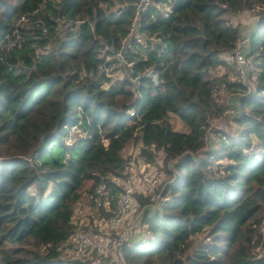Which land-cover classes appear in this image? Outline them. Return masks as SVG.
<instances>
[{
	"label": "trees",
	"instance_id": "obj_1",
	"mask_svg": "<svg viewBox=\"0 0 264 264\" xmlns=\"http://www.w3.org/2000/svg\"><path fill=\"white\" fill-rule=\"evenodd\" d=\"M159 1L171 10L142 13L144 47L131 34L138 0H0V264H99L67 259L59 246L98 184L116 197L131 140L147 161L162 151L181 174L168 184L175 199L145 213L153 241L125 246L128 264H264V0ZM247 9L258 16L249 52L261 71L255 90L238 97L239 134L217 127L226 138L205 149L226 106L215 92L226 76L214 70L234 68L223 53L243 32L233 16ZM119 53L131 77L153 67L160 83L114 80L100 65ZM240 85L229 82L230 91ZM171 113L188 129H176ZM80 120L86 135L67 144ZM253 144L257 152L246 153Z\"/></svg>",
	"mask_w": 264,
	"mask_h": 264
},
{
	"label": "built area",
	"instance_id": "obj_2",
	"mask_svg": "<svg viewBox=\"0 0 264 264\" xmlns=\"http://www.w3.org/2000/svg\"><path fill=\"white\" fill-rule=\"evenodd\" d=\"M152 5H158L157 1L138 0L137 14L131 26L132 37L144 47H147L149 38L139 31L140 18L142 13ZM160 5L159 8H162L164 12L171 10L170 4H166L164 8L163 4ZM28 18L27 13L21 16V20ZM150 39L152 40V37ZM250 45V31L242 32L230 53V62H234V68L226 71L227 78L220 82L215 91L218 101L226 104L223 114L210 122L208 131L215 140L226 138V135L224 133L218 135L214 129L224 127L229 118L242 112L238 107V97L255 90L256 83L252 76H257L260 70L254 54L249 52ZM119 55L123 54L119 53ZM108 57L110 56H107V59ZM100 68L108 75H112L109 72L111 70L109 66L101 64ZM144 75L148 76L154 84L160 83L159 72L151 67L134 77L135 81H133L136 85L140 83V77ZM231 81L241 84L236 91H230L229 82ZM245 111V114H250L249 110ZM130 112L134 115L135 109L133 108ZM85 135L86 132L79 127V124H74L66 134V143L73 144ZM104 140L106 143L107 139ZM134 144H137V147H134ZM142 146L141 142L136 143L135 140H131L124 147V155L127 158L125 175L113 178L120 187L116 197L113 194V186L102 182L96 186L93 199L77 208V216L81 218V222L71 237L59 246L63 257L99 264H128L125 259V246H131L137 242L148 244L153 241L154 232L143 221L145 213L163 212L175 199L176 194L168 188V184H161V177L151 167L152 162L147 161L141 154ZM255 152L254 145L246 149V153ZM84 221L91 223V229L82 225Z\"/></svg>",
	"mask_w": 264,
	"mask_h": 264
},
{
	"label": "rangeland",
	"instance_id": "obj_3",
	"mask_svg": "<svg viewBox=\"0 0 264 264\" xmlns=\"http://www.w3.org/2000/svg\"><path fill=\"white\" fill-rule=\"evenodd\" d=\"M158 3V2H157ZM161 3H158L157 7H160ZM237 21V20H236ZM235 21V22H236ZM97 32H101L100 28L96 29ZM102 33V32H101ZM100 34V33H99ZM114 57V56H113ZM108 59L112 60V57H108ZM118 59L120 61L118 62H113L110 66L109 72L112 73V76L114 80L117 79H124L126 77V75L128 76V65L125 63V58L124 55H119ZM233 62V61H232ZM220 70L218 69V71L214 70V73L219 76L220 74ZM232 72H230L231 74ZM131 77V74H129ZM227 73L225 74L226 78H227ZM254 81L256 80V76H252ZM131 80H134V77H131ZM111 83H104V86L106 88H108L110 86ZM170 119L174 125V127L176 129H180V130H186L188 129V125L185 123V121L176 113H171L170 114ZM226 128V130L228 131L230 129V131L228 132H234V133H239L241 130V125L235 120V116L233 118H229L227 121V124L224 126ZM225 135H227V132L224 133ZM221 139H224L223 137ZM132 145V144H131ZM221 142L219 140H215L211 141L208 143L207 147L205 149H218L220 148ZM134 147H137V144H134ZM258 150V149H257ZM158 157H157V161L156 162H152V169L161 177L162 179V185L164 184H169V182L173 181L175 179L176 176H180L181 173H179V169L176 167L175 165V161H173L172 163H169L168 165L164 164V160H163V156H162V151L158 152ZM203 152L201 154L196 155V158L199 159L202 156ZM227 160L222 159L221 162H226ZM172 169L171 172H169L167 170V168ZM174 171V172H173ZM36 187L35 185L31 186V190H35ZM201 238L203 237V235L200 236ZM196 238V237H195ZM263 247L264 245H259L257 247V250L259 252L263 251Z\"/></svg>",
	"mask_w": 264,
	"mask_h": 264
},
{
	"label": "crops",
	"instance_id": "obj_4",
	"mask_svg": "<svg viewBox=\"0 0 264 264\" xmlns=\"http://www.w3.org/2000/svg\"><path fill=\"white\" fill-rule=\"evenodd\" d=\"M256 10H243L237 14H235L233 16L234 21L239 22L242 26V30L243 31H248L253 29L256 26L257 20H258V16L257 13L254 12ZM223 56L226 58H228V61L230 62V53L229 52H224ZM218 69L222 72L220 73V75L226 73V71L229 69L227 68V66L225 65H219V67L216 68V70L218 71ZM219 75V76H220ZM124 153V150H123ZM84 204H86V202H78L76 208H78L79 206H83Z\"/></svg>",
	"mask_w": 264,
	"mask_h": 264
},
{
	"label": "clouds",
	"instance_id": "obj_5",
	"mask_svg": "<svg viewBox=\"0 0 264 264\" xmlns=\"http://www.w3.org/2000/svg\"><path fill=\"white\" fill-rule=\"evenodd\" d=\"M158 3H161V4H163L161 1H157ZM166 4L167 3H165V5L163 4V8L166 6ZM171 5V4H170ZM158 6V5H157ZM159 10H161V11H163V9L162 8H159ZM164 12V11H163ZM255 28V27H254ZM253 28V29H254ZM253 29H251V30H248V31H250V33H251V39H252V30ZM243 32H246V31H243ZM152 40H155V41H157V42H160L161 41V38H159V37H155V39H152ZM118 56H119V54H118ZM255 56V55H254ZM256 58V57H255ZM257 60V59H256ZM120 61V60H119ZM257 64H258V61H257ZM219 67V66H218ZM258 68H259V66H258ZM260 70V69H259ZM261 71V70H260ZM220 75V74H219ZM110 83V82H109ZM155 85H158V84H155ZM250 112V111H249ZM80 123H81V120L79 121V122H77V123H75V124H79L80 125ZM239 134V133H238ZM221 140L222 139H220L219 141L221 142ZM254 145V144H253ZM256 152H257V149H256Z\"/></svg>",
	"mask_w": 264,
	"mask_h": 264
}]
</instances>
